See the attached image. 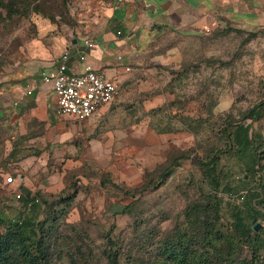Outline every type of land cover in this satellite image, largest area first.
<instances>
[{
    "label": "rangeland",
    "instance_id": "rangeland-1",
    "mask_svg": "<svg viewBox=\"0 0 264 264\" xmlns=\"http://www.w3.org/2000/svg\"><path fill=\"white\" fill-rule=\"evenodd\" d=\"M117 1L0 0V93L35 39L93 38ZM140 46L142 66L121 80L104 114L81 122H92V132L57 146L59 158L49 147L38 159L29 132L17 134L0 106V218L20 220L28 213L22 202L38 197L36 221L44 224L34 239L46 246L45 264L114 256L118 264H221L231 239L237 264H251L234 220L239 212L264 247V197L255 196H264V109L248 118L264 105V27L224 20L209 32L164 30ZM238 125L251 138L243 154L231 137ZM149 130L156 138L147 153L133 138ZM23 161L34 192L17 200L4 179ZM206 227L216 243L202 250ZM258 258L264 264V249Z\"/></svg>",
    "mask_w": 264,
    "mask_h": 264
},
{
    "label": "crops",
    "instance_id": "crops-1",
    "mask_svg": "<svg viewBox=\"0 0 264 264\" xmlns=\"http://www.w3.org/2000/svg\"><path fill=\"white\" fill-rule=\"evenodd\" d=\"M223 19L242 27H264V0H118L110 11L108 28L93 38L46 35L44 42L35 39L30 48L23 49L18 75L13 81H7L3 87L5 92L0 93L3 114L5 118L12 114L11 124L15 125L17 134L23 136L29 132V143L41 150L38 159L50 156L46 150L49 147H54L50 150L52 158H59L61 153L57 146L74 138L80 140L93 131L92 122L81 125L72 117L58 116L51 86L41 81V73L54 70L64 51H69L68 73L77 74L89 66L116 79L121 88L126 74L132 72L133 67L142 66L140 44L147 37L168 29L209 32ZM84 39L93 43L92 49L83 45ZM126 67L129 72L124 70ZM108 106L88 120L104 114ZM107 138L103 139L108 145ZM155 138V133L149 130L133 139L141 141L142 151L145 149L148 153V145L151 146ZM106 146L105 152L110 151ZM27 162H21L11 174L14 184L10 186L16 187L13 195L19 193L22 197L34 192L31 181L23 173Z\"/></svg>",
    "mask_w": 264,
    "mask_h": 264
},
{
    "label": "trees",
    "instance_id": "trees-1",
    "mask_svg": "<svg viewBox=\"0 0 264 264\" xmlns=\"http://www.w3.org/2000/svg\"><path fill=\"white\" fill-rule=\"evenodd\" d=\"M263 109L264 105L260 104L255 110L249 111L248 118L252 120L259 119L262 116ZM231 137L232 142L239 150L238 153L243 154L249 152L251 148V138L248 126L238 125L231 133ZM215 161L216 159H212L207 166L213 169L214 167L211 165H213ZM209 168L207 170H209ZM217 185L218 184H216V186ZM255 196L259 197V199L264 197L263 193L259 195L255 194ZM37 198L38 197L33 196L23 202V211L27 210L28 213L23 215L20 220L7 222V219L4 217L0 218V226H2V231L0 230V264H45L46 246L42 239H34L36 232L42 230L44 224L43 221H36L37 213L35 212V206L38 204L39 199L36 203L34 200ZM29 203L31 204L27 207ZM234 228L238 236L244 240V244L247 245V247L249 243L252 252L251 264L254 260H256L255 264H257V261L262 264V260L258 258V251L264 249V247L259 242V239L250 237L252 228L245 224L244 218L239 212L235 214ZM204 230V233L207 234L206 236L209 239H201L200 246L202 250H209V248H212L216 243L215 239H212L214 231L209 227H206ZM216 240L220 241L221 239ZM202 242L205 243L206 246L202 247ZM179 246L183 248L182 243H180ZM182 262H184V259ZM179 263L180 261H177L174 264ZM107 264H118L117 256L111 257ZM221 264H237V251L233 239L227 241V249L224 256H222Z\"/></svg>",
    "mask_w": 264,
    "mask_h": 264
},
{
    "label": "built area",
    "instance_id": "built-area-1",
    "mask_svg": "<svg viewBox=\"0 0 264 264\" xmlns=\"http://www.w3.org/2000/svg\"><path fill=\"white\" fill-rule=\"evenodd\" d=\"M83 45L88 49L93 48V43L88 39H84ZM68 59L69 51H64L54 70L41 73V81L51 86L58 116H69L77 122H84L116 99L120 85L116 79L108 78L89 66H86L80 73H68ZM83 59L84 57L81 56L80 60ZM124 70L130 71L128 67ZM4 182L6 185H13V175H8ZM14 197L17 200L22 199L19 193H15ZM34 202H38V198Z\"/></svg>",
    "mask_w": 264,
    "mask_h": 264
},
{
    "label": "water",
    "instance_id": "water-1",
    "mask_svg": "<svg viewBox=\"0 0 264 264\" xmlns=\"http://www.w3.org/2000/svg\"><path fill=\"white\" fill-rule=\"evenodd\" d=\"M253 229H254V231H258L259 225H255Z\"/></svg>",
    "mask_w": 264,
    "mask_h": 264
}]
</instances>
